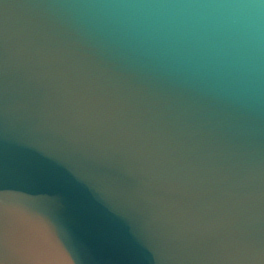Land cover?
Masks as SVG:
<instances>
[{"label":"water","instance_id":"water-1","mask_svg":"<svg viewBox=\"0 0 264 264\" xmlns=\"http://www.w3.org/2000/svg\"><path fill=\"white\" fill-rule=\"evenodd\" d=\"M0 264H264V0H0Z\"/></svg>","mask_w":264,"mask_h":264}]
</instances>
